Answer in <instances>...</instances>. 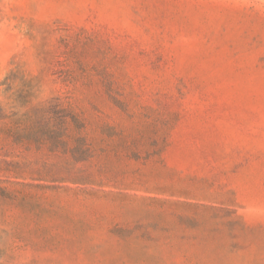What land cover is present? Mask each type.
<instances>
[{
    "label": "rangeland",
    "instance_id": "obj_1",
    "mask_svg": "<svg viewBox=\"0 0 264 264\" xmlns=\"http://www.w3.org/2000/svg\"><path fill=\"white\" fill-rule=\"evenodd\" d=\"M0 101L1 264H264V0H0ZM52 104L93 183L14 141Z\"/></svg>",
    "mask_w": 264,
    "mask_h": 264
},
{
    "label": "trees",
    "instance_id": "obj_2",
    "mask_svg": "<svg viewBox=\"0 0 264 264\" xmlns=\"http://www.w3.org/2000/svg\"><path fill=\"white\" fill-rule=\"evenodd\" d=\"M9 117L0 101V131L7 133ZM15 123L16 127L11 128L15 131L14 141L23 144L27 151L37 152L39 156L35 160L42 163V176L59 177L80 184L94 182L93 174L85 168L91 162L94 150L86 132V122L79 113L59 104L37 105L28 108ZM141 220L138 219L133 229L116 231L123 236L154 239L149 227L156 229L159 225L145 224Z\"/></svg>",
    "mask_w": 264,
    "mask_h": 264
}]
</instances>
